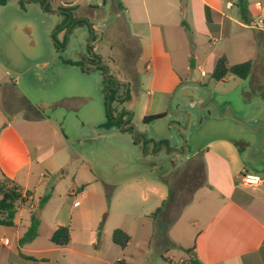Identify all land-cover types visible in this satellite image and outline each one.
Segmentation results:
<instances>
[{
    "label": "rangeland",
    "instance_id": "rangeland-1",
    "mask_svg": "<svg viewBox=\"0 0 264 264\" xmlns=\"http://www.w3.org/2000/svg\"><path fill=\"white\" fill-rule=\"evenodd\" d=\"M120 1L126 9L120 6ZM222 1L227 16L222 25L216 22L217 28L222 27L220 31L213 30V22H207L200 0H46L49 10L34 0L24 1L23 6L20 0L0 5V95L3 92L10 95L8 114L14 118L17 132L33 155L29 164L28 154L19 155L20 167L25 164L21 168L18 163L8 161H2L0 168L19 183L31 165L26 188L34 192V199L31 202L32 193L22 190L26 200L16 201L21 230L30 226L31 213L37 211L40 198L51 194L40 211L43 220L40 236L27 248L34 251L49 246L52 230L59 223L71 227L75 240L98 231L102 225L99 246L103 244L104 252L111 255V248L106 247H113L115 229L129 225L135 228L139 224V230H134L138 239L145 235V230L149 231L145 212L156 206L151 211L155 212L161 206L160 196L167 199L172 194L157 222L167 227L194 193L191 203L200 205L203 190L214 188V184H226L230 170L239 178L244 171L264 176V0H248V22L240 13L239 0ZM228 2L233 3L231 10H227ZM65 8L72 9L73 19L84 22L60 31L66 19L61 10ZM259 19L262 22L255 26V20ZM90 29L96 33V41L89 45L100 48L107 62L112 60L114 73L131 93L134 90L140 93L139 97H130V105L136 112L133 121L136 131L157 139L158 145L167 135L164 147L183 146L190 155L198 151L194 163L186 167L175 158L178 165L175 173L160 178L150 169L154 157L142 156V145L139 152L129 150L135 132L101 126L107 120L108 107L112 113L117 107L114 103L108 106L103 71L92 69ZM157 36L163 41L160 52L157 47L154 49ZM221 56H226L231 64L253 60L250 76L242 79L229 75L221 81L214 80L210 72ZM160 75L163 76L155 81ZM174 80L178 81L172 85ZM167 81L170 90L181 81L185 85L176 95L173 91L163 93L161 88ZM195 82L208 85L214 95L203 92L180 95L198 91ZM20 95L37 104V96L49 98L48 95L56 98L51 102L77 96L91 100L77 112L46 109L45 119L28 121L26 118L35 117L37 111L26 110V102ZM124 100L127 102L126 95ZM0 104L5 108L3 99ZM125 105L128 107V103ZM146 107L148 114L164 111L177 115L146 124L141 117ZM20 111L24 113L19 114ZM175 133L178 138L168 142ZM77 137L88 140L80 142ZM224 140L233 143V147L223 146ZM210 141L214 142L216 154H210L209 163L205 164V153L199 149ZM236 142L247 145L239 148ZM52 143L55 148L47 153ZM71 149L80 154L76 162H70ZM138 153L145 157V161L141 160L144 169L134 162L133 156ZM145 171L147 176L141 175ZM8 185L12 188L13 183ZM2 227L3 238L17 246V228ZM27 254L32 261L18 256L16 263L74 262L72 254L62 250L44 254L43 261L38 260L42 253Z\"/></svg>",
    "mask_w": 264,
    "mask_h": 264
},
{
    "label": "crops",
    "instance_id": "crops-1",
    "mask_svg": "<svg viewBox=\"0 0 264 264\" xmlns=\"http://www.w3.org/2000/svg\"><path fill=\"white\" fill-rule=\"evenodd\" d=\"M200 3L204 15L206 5L213 9V12L211 13L213 30L220 31L222 27L217 28L218 25L216 22L220 21V25H222L223 18L227 16L222 8L223 1L200 0ZM229 3L232 2L226 3L227 10H231L233 7V3L232 5H229ZM119 4L121 7H124L122 1H120ZM192 7L194 9L193 1ZM259 7L260 4L257 3V8ZM158 33L160 36V29ZM159 36H157L156 44L154 43V49L157 47L160 52L162 50L163 41ZM144 50L145 48L143 46L142 54L139 56L140 58H143ZM151 61H155V58H151ZM147 69H151L150 62ZM162 76L163 75L155 77V81ZM177 81H172V85ZM13 84L16 87L14 81ZM169 85L170 83L168 82L166 86L161 88L163 93H169L171 91ZM3 87L4 86L1 85V88ZM20 96L25 98L29 105L36 107L42 114L41 118H36L38 112L35 117L27 115L28 117L26 120L28 121L45 119V111L40 110L37 105L53 103L51 102L53 101L52 99H56L50 98V95H48L49 98L47 96H37V104L27 96ZM9 97L10 95H5L4 92L0 95V100L3 99L5 106V108H3L0 104V168H3L1 165L2 161H8V163L14 164L18 163L20 167V154L21 156L28 154V164L33 161V155L26 144V140L19 132H17L13 123L14 118H10L9 115L11 114H8L9 109L7 108V101L9 100ZM131 100L132 99L127 101L129 104V111L135 109L130 105ZM27 109L28 105L26 107V110ZM147 111L148 107H146L145 112L141 116L142 118L159 113L155 112L153 114H148ZM18 113L21 114L24 112L20 111ZM76 139L80 142L88 140V138L84 137H77ZM221 144L223 146L233 147V143H230L227 140L222 141ZM54 148L55 145L52 143L51 147L46 152L48 153ZM129 150L133 151V153L136 151L139 152L140 145L136 144L133 139H131ZM199 152L205 153V164H208V156L210 154H216L214 150V142L210 141L205 146H202L199 149ZM79 158L80 154L71 149L70 162H76ZM133 158L134 162L137 164L139 163L144 169L143 161H145V157H140L138 153L133 156ZM219 158L226 160L223 156H219ZM24 165L25 164L23 163L22 166ZM64 172L65 171L63 170V173ZM30 174L31 165H28L25 178L20 181L26 185L25 187L19 184L20 182L18 183L12 177L8 176V174L2 173L1 171L0 182L3 181L5 177H8L20 185L25 191H32L26 188L29 177L31 176ZM142 174L143 176H147L146 171L142 172L141 175ZM238 178V174L233 173V170H230V175L226 177V184H214V188L210 187L208 190H203L201 194L202 202L200 205H192L191 202L196 196L194 193L190 200L180 210V214L177 218L167 224V227L157 225L160 215L157 218L152 216L154 212L151 211L156 207L153 206L150 210L145 212L144 216V221L147 223L146 225L149 231L145 230V235L138 239L135 238L136 234L134 230H139V224L135 228L131 225H129L128 228H124L123 230L130 235L131 239L125 247H121L113 241V247H110L109 245L106 247L107 250L111 248L110 251L112 250L114 253L111 255L104 252L103 244L98 247L95 246V243L97 242V230L89 232V235L83 237L81 240H75L71 227L69 225H63L64 223H59V226H69L71 231V240L67 245L57 246L50 240L48 244L49 246L46 245L43 248H40V250L37 249L33 251L31 248H27L30 243L20 246L19 239L29 226H25L21 230L22 222L18 220L16 216L15 225L11 227L17 228V246H12L10 242L6 243L4 241L5 239L2 236L3 227L0 225V264H18L16 263L18 256L25 261H32L30 255L27 253L33 252L42 253V256H40L38 260L43 261L46 259L44 254L55 250H62L71 253L74 258V262H71V264H192L191 261L196 259L203 264H264V187H262L264 184L254 187L252 186L253 188L250 189L249 187L244 186L241 183L240 178ZM83 189L82 186L80 190L83 191ZM33 199L34 192L30 201L32 202ZM159 199L162 200L161 205L163 204V201L167 200L166 198H163V196H160ZM75 207L77 206L75 205ZM33 208L35 207L33 206ZM42 223L43 220L41 218L39 236ZM178 224H180L179 227H177ZM58 227L52 230V234Z\"/></svg>",
    "mask_w": 264,
    "mask_h": 264
},
{
    "label": "flooded vegetation",
    "instance_id": "flooded-vegetation-1",
    "mask_svg": "<svg viewBox=\"0 0 264 264\" xmlns=\"http://www.w3.org/2000/svg\"><path fill=\"white\" fill-rule=\"evenodd\" d=\"M72 18V17H71ZM65 19L64 21V27H61V30L67 29L69 26H74L76 25V22L78 20H71ZM69 21L68 25L67 22ZM74 23V25H73ZM90 33L93 34V40L88 43V47L90 49V62L92 63L93 68L96 70H101L103 71V78L105 82V87H106V99L109 104L112 105L113 103L115 104L114 106L117 107L115 109L116 112L112 113L110 110V106L108 107L107 111H109V116H110V121L114 124H111L110 126L106 128H112L116 127L120 131L124 132H135L134 134V139L133 140L136 144H139L140 146L142 145L143 149V154L142 156H151L154 157L153 159L150 160L152 163L151 165V170L153 173H156L160 178H165L171 174L175 173V169L178 167L177 163H175V158H179V163L180 164H185L184 166L188 167L190 162L194 163L195 160V155L198 152H193L191 155L189 154V151L185 150L184 147L182 146L181 148L177 147H164V141L167 140L168 136L166 135V139L164 141H160L161 144L158 145L157 139L153 137H146L142 132L136 131V126L133 123L134 118L136 116L135 109L132 111H129L128 107H125L128 102L123 101V96L126 95L127 101L130 99L131 95H134L136 97H139L140 93L137 90H134L132 93L130 92V88L127 87L128 85L122 83L116 73H114L112 69V60L111 62H107L102 56L103 52L101 51L100 48L98 50L96 49L97 47H91L89 44L93 43L96 41L95 35L96 33L93 31V29H90ZM100 47V46H98ZM124 61V60H123ZM78 64V63H74ZM194 82V81H190ZM194 86L197 88L198 91L201 92H192L191 94H185L184 92H181L180 95H199L202 92L205 93V95H214L213 92H211L210 88L208 85L202 84V83H193ZM185 85L184 81H181L178 85L173 87V90H171L169 93H174L173 95H176L177 91L180 90L183 86ZM171 93V94H172ZM123 101V102H122ZM110 102V103H109ZM125 102V103H124ZM129 105V104H128ZM180 108H177V111H179ZM155 115H160L159 117H156L154 119L149 120L146 122L143 118V123H151L153 121H163L167 120L169 117H174L177 114H169L168 112H159ZM148 116H154V115H148ZM107 117V113H106ZM108 120V118H107ZM106 120V121H107ZM103 126V124L101 125ZM170 129V128H169ZM178 134H181V131L178 130ZM159 135V134H157ZM178 138V135L175 133V135H170V138L168 142L175 141Z\"/></svg>",
    "mask_w": 264,
    "mask_h": 264
},
{
    "label": "trees",
    "instance_id": "trees-1",
    "mask_svg": "<svg viewBox=\"0 0 264 264\" xmlns=\"http://www.w3.org/2000/svg\"><path fill=\"white\" fill-rule=\"evenodd\" d=\"M9 0H0V5L4 6L8 3ZM23 6V2L26 0H20ZM41 3L42 6H44L45 10H49L48 5L45 6L46 0H34ZM240 7V13L245 21H250L249 14H248V0H239L238 2ZM62 13L65 14L66 19L71 18L72 9H63L61 10ZM213 9L209 7L208 5L205 6V15L206 20L208 23H212V15ZM71 20H73L71 18ZM83 20H78L76 24L83 23ZM185 24V23H184ZM186 25V24H185ZM53 37L56 38V35L54 34ZM253 68V60H247L244 62L231 64L229 63L226 56H221L219 59H217L213 70L210 72L211 77L216 81H221L226 76L233 75L242 79H247ZM26 102V107L28 105L29 109H34L38 112V115L36 118H41L42 114L39 110H37L36 107H33L27 103V100L24 98ZM160 115H154V116H145L144 120L148 122L151 119H154L156 117H159ZM107 118L108 120L103 123V127H108L111 124H114L110 121L109 111H107ZM203 166H205L203 162ZM63 173V171H62ZM8 182H12L13 186L12 188L9 187ZM10 188V189H9ZM22 190H24L20 185H18L15 181L12 179L5 177L3 181L0 182V225L2 226H14L15 225V219L17 216V207H16V201L21 200L25 201L26 198L22 193ZM31 194V197L33 195L32 191H26L27 194ZM170 196L172 194L170 193ZM167 200L163 201V204L152 214L154 218H157L159 215H161L165 209L167 208V204L169 202V198ZM51 194H47L40 198L37 211H32L31 213V224L28 227V229L23 233V235L19 239L20 246H24L25 244L30 243L32 240H35L39 236V226L41 224V218H40V211L45 207L46 203L50 199ZM180 214H177V216ZM177 216L175 218H177ZM102 234H103V228L102 225L99 226L98 232H97V242L95 243V246L98 247L101 240H102ZM113 241L118 244L121 247H125L131 237L130 235L125 232L123 229L118 228L115 229L112 235ZM71 240V231L69 226H59L52 234L51 241L57 245V246H65L67 245ZM192 264H203L199 260H192Z\"/></svg>",
    "mask_w": 264,
    "mask_h": 264
},
{
    "label": "water",
    "instance_id": "water-1",
    "mask_svg": "<svg viewBox=\"0 0 264 264\" xmlns=\"http://www.w3.org/2000/svg\"><path fill=\"white\" fill-rule=\"evenodd\" d=\"M195 63L194 59H192V65ZM91 100L90 97H82V96H77V97H67V98H62L56 102L53 103H48L46 105H37V107L45 111L46 109H52L55 110L57 108H64L66 111H79L83 106H85L89 101ZM236 146L239 148L245 147L247 144L236 142Z\"/></svg>",
    "mask_w": 264,
    "mask_h": 264
},
{
    "label": "built area",
    "instance_id": "built-area-1",
    "mask_svg": "<svg viewBox=\"0 0 264 264\" xmlns=\"http://www.w3.org/2000/svg\"><path fill=\"white\" fill-rule=\"evenodd\" d=\"M229 5H232V3H229ZM255 22H256L255 26H258L259 23L262 22V19H259L258 21L255 20ZM240 181L244 186H248V187L258 186L264 184V176L260 174L244 171L240 175ZM5 242L8 243L7 240H5Z\"/></svg>",
    "mask_w": 264,
    "mask_h": 264
}]
</instances>
